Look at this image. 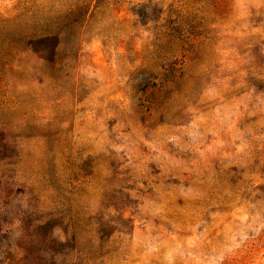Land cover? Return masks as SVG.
Here are the masks:
<instances>
[{
	"label": "rangeland",
	"instance_id": "rangeland-1",
	"mask_svg": "<svg viewBox=\"0 0 264 264\" xmlns=\"http://www.w3.org/2000/svg\"><path fill=\"white\" fill-rule=\"evenodd\" d=\"M0 264H264V0H0Z\"/></svg>",
	"mask_w": 264,
	"mask_h": 264
}]
</instances>
